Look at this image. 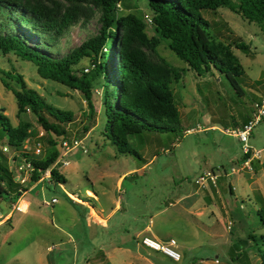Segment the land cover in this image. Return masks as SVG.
<instances>
[{
  "label": "rangeland",
  "instance_id": "374dc122",
  "mask_svg": "<svg viewBox=\"0 0 264 264\" xmlns=\"http://www.w3.org/2000/svg\"><path fill=\"white\" fill-rule=\"evenodd\" d=\"M144 3L135 7L131 0L128 8L120 3L119 11L126 13L139 8L144 13L148 11ZM90 7L93 14L72 24L51 53L62 54L97 32L98 10L94 5ZM201 12L209 20V33L232 44L243 69L236 76L241 93L218 70L197 74L187 68L186 62L168 46L169 39L161 37L147 20L144 28L147 36L159 38L157 54L178 71L177 79L172 76L170 86L180 117L178 124H174L175 130L126 134L131 151H120L105 132L101 75L92 84V110L79 90L43 78L31 61L13 52L0 51V70L22 74L27 86L35 88L50 104L73 112L70 121L57 123L65 128V137H80L87 147V151L78 147L70 149L65 156L68 163L55 164L64 181L49 176L38 182L28 179L25 183L22 197L30 206L25 212L14 209L10 223L0 224V264H99L95 256L98 247L112 243L132 248L122 247L111 252L112 264H128V261L135 264H262L257 252L261 243L248 239V235L264 233V116L250 131V153L259 150V155L250 161L251 171L242 167L230 172L231 166L242 165L243 143L226 129L240 127L242 115L252 118L255 102L264 96V21H248L227 6ZM234 40L245 41L247 49L236 47ZM150 55L158 59L156 54ZM90 66L89 58L84 57L76 70L82 74ZM2 75L0 72V111L7 114L13 125L20 120L30 123L34 135L22 147L31 151L36 135H41L43 128L30 109L17 113L16 98L3 84ZM9 82L16 85L14 80ZM235 119L237 123L233 122ZM83 125L89 126L87 131ZM53 137L57 146L60 135L49 131H45L41 146L50 144L49 139ZM5 142V138L0 139V161L14 174L16 160L9 145L7 150L2 148ZM211 168L219 177L215 184L209 183L205 188L210 192L212 187L217 188V202L211 205L200 197L190 206L182 204L179 197L198 186L195 176ZM203 187L198 186V190L202 192ZM86 188L97 195L104 215L119 198L120 206L105 225L88 223L85 214L89 206L68 193H75L95 205L93 195ZM4 204L5 199L0 198V211L9 208L4 210ZM25 205V201L20 202L22 209ZM93 215L95 210L91 211L90 216ZM144 236L154 241L175 238L173 247L180 252V259L174 260L144 242L146 246L142 245ZM140 250L148 262L137 258Z\"/></svg>",
  "mask_w": 264,
  "mask_h": 264
},
{
  "label": "trees",
  "instance_id": "16d2710c",
  "mask_svg": "<svg viewBox=\"0 0 264 264\" xmlns=\"http://www.w3.org/2000/svg\"><path fill=\"white\" fill-rule=\"evenodd\" d=\"M130 1L0 0L2 53L13 52L31 61L41 77L79 90L92 110V84L97 75L102 76L104 129L122 152L131 151L127 147L126 134L175 130L180 117L170 86L172 76L177 79L178 71L157 54L158 36L149 37L144 29L148 17L161 37L169 39L168 46L186 62L187 68L197 74L218 70L229 78L238 93L241 91L236 76L243 73L239 59L230 42L209 33V20L201 10L227 6L248 21H264V0H132L135 7H140L138 4L144 1L148 11L143 13L136 8L120 12V3L128 8ZM90 5L98 10L97 32L62 54L51 53L72 24L93 14ZM233 44L238 48L248 47L243 40H234ZM150 53L156 54L158 59H153ZM84 57L89 58L91 66L79 74L76 66ZM0 72L3 84L16 98L17 113L30 109L40 122L43 131L36 135L35 142L44 139L45 131L66 136L65 128L57 121H70L71 110L50 104L35 88L27 86L22 74L13 70ZM9 80H14L16 85H11ZM88 128L83 125L84 131ZM31 135L34 134L29 122L20 120L13 125L7 114L0 111V139L5 138L3 146L12 148L13 158L31 161L34 169L29 180L35 181L49 170L51 178L64 181L54 164L59 155L56 137L50 138V144L35 153L34 149L29 151L22 147ZM249 155V151L244 152L242 159ZM25 189L9 167L0 161V198L15 201ZM7 222L9 218L4 223ZM249 237L261 243L257 252L264 264V233Z\"/></svg>",
  "mask_w": 264,
  "mask_h": 264
},
{
  "label": "built area",
  "instance_id": "2783aa9c",
  "mask_svg": "<svg viewBox=\"0 0 264 264\" xmlns=\"http://www.w3.org/2000/svg\"><path fill=\"white\" fill-rule=\"evenodd\" d=\"M147 20L150 21V18L148 17ZM255 106H256V111L254 112L252 118L250 117L237 129H233V128L226 129V132L236 135L239 138V140L243 143V152H247V151L250 152L252 149V146L248 143L250 131L252 129V126L258 123L261 120L262 116H264V96L261 98L260 101L255 102ZM77 147L81 148L83 151H87V147L84 145L82 138L73 137L70 139L68 137L61 136L58 140V145H57V148L59 149V155L54 164H57L59 162H61L62 165L67 164L68 160L65 158V156L67 155L70 149ZM2 148L4 150H7L6 145L2 146ZM41 148H42L41 142L40 141L35 142L34 152L39 153ZM250 154L252 156H257L259 155V150L252 151ZM13 159L16 160V165H15L16 172L14 173V177L23 185L30 178L34 166L29 159H23V158L22 159L13 158ZM251 159L252 157L249 155L244 160H242L241 162L242 165L240 167L231 166L230 172L232 173L237 170H240L242 167H250L249 163ZM44 175H48L49 177L50 176L49 170H46L43 174H41V176L38 179H43L47 177ZM217 176L218 174L213 169H207L197 174L194 178V182L200 186H205L206 183L208 182H212L215 184ZM143 242L146 243L147 245L152 246L155 249L162 251L163 253H165L174 260H179L181 257L180 252L173 247V245L176 244V240L173 237H168L167 239H161L159 241H154L144 237Z\"/></svg>",
  "mask_w": 264,
  "mask_h": 264
},
{
  "label": "crops",
  "instance_id": "0c3cea01",
  "mask_svg": "<svg viewBox=\"0 0 264 264\" xmlns=\"http://www.w3.org/2000/svg\"><path fill=\"white\" fill-rule=\"evenodd\" d=\"M177 105V104H176ZM178 107V106H177ZM179 109V108H178ZM242 123L241 124H243V122H246V120H248L249 119V117L248 116H246V115H242ZM234 123H237V121H236V119L233 121ZM211 126H214V125H211ZM244 153V152H243ZM243 155V154H242ZM250 156L252 157V159L250 160L251 162L257 157V156H252L251 154H250ZM250 162V163H251ZM249 163V164H250ZM249 169L248 170H250L251 171V168H252V166L250 165V167H248ZM211 169H213V168H211ZM207 170V169H206ZM214 170V169H213ZM204 171V170H203ZM215 171V170H214ZM64 177V176H63ZM217 177H219V175L217 176ZM46 178H49V177H45V179ZM50 179H54V178H51L50 177ZM216 179H218V178H216ZM42 179H37V180H35V181H30V182H38V181H41ZM56 180V179H55ZM64 180H65V178H64ZM218 181V180H217ZM61 182V181H60ZM209 183H210V185H213L212 184V182H208V183H206V185L203 187V189H202V192H200L199 190H198V186L199 187H202V186H200V185H198L197 187H193V190L191 191V192H189V193H187V194H185V195H183V196H181V197H179V200H180V202H183L182 204H184V205H186V206H190V205H192V204H194L195 203V201L196 200H198L200 197H202V200L205 202V203H208V204H214L215 202H217V199H216V196H217V192H218V190H217V188H215V187H212V192H210L209 191V189H207V188H205V187H207L208 185H209ZM217 185V184H216ZM24 187H26L25 186V184L23 185ZM26 190V189H25ZM25 190H23V192L25 191ZM85 191L86 192H88V193H90V194H92L93 195V199H94V201H95V205H90V203L88 202V200L87 199H81L79 196H77L75 193H72V192H69L68 191V193L74 198V200H78V201H81L82 203H84V204H86L87 206H89V209L87 210V212H86V214H85V219L87 220V222L89 223H91V221H93V223H94V225H98V226H100V225H105V223L108 221V219H109V217H110V215L116 210V208L117 207H119L120 206V200H119V198L117 197L116 198V201H115V204H114V206L112 207V209L107 213V214H102V211H100V210H102V206L99 204V202H98V197H97V195L94 193V192H92V191H90L89 189H85ZM214 191V192H213ZM23 192L19 195V197L15 200V201H9V200H5V204H4V206H3V209L5 210L6 209V207H8L9 206V208L4 212V211H0V224H2V223H4L5 221H6V219H8L9 218V221L12 219V216H13V210L14 209H18L19 211H22V212H25L27 209H28V206H30V204H29V201L27 200V199H25V198H23L22 197V194H23ZM261 194V193H260ZM201 195V196H200ZM203 196H205V199L203 198ZM178 200V201H179ZM21 201H25L26 202V205H25V207L22 209L21 207H20V202ZM194 202V203H193ZM222 208V207H221ZM92 210H95V212H96V215L94 216L93 215V217L92 216H90L91 215V211ZM3 212V213H2ZM100 217V218H99ZM10 223V222H9ZM145 228L143 227V228H141L140 229V231H137V233H140V232H142L143 230H144ZM144 237H146V236H144ZM144 237H142V239H141V244L143 245L144 243H143V238ZM146 238H148V237H146ZM168 237H163V238H161V239H167ZM138 241L136 242V244H137V247H138ZM134 245V244H133ZM145 246H146V244H144ZM122 247H123V249H128V248H131V246L130 245H128V246H122V245H116V243H112L110 246H108V247H102V246H100V247H98V250H97V252L95 253V256H96V258L98 259V261H99V264H112V262H111V257H110V255H111V252H114V251H116L117 249H122ZM133 247V246H132ZM47 248H50V245H47ZM141 247H139V249H140ZM132 249V248H131ZM137 253H138V255H137V258H140V259H144V260H146L147 262H148V258H147V256H144L145 254H143V251L142 250H140V251H137ZM105 261V262H104ZM128 264H135L133 261H128Z\"/></svg>",
  "mask_w": 264,
  "mask_h": 264
}]
</instances>
